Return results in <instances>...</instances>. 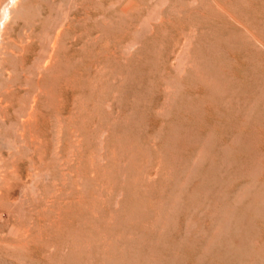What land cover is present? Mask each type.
<instances>
[{"label": "rangeland", "instance_id": "rangeland-1", "mask_svg": "<svg viewBox=\"0 0 264 264\" xmlns=\"http://www.w3.org/2000/svg\"><path fill=\"white\" fill-rule=\"evenodd\" d=\"M17 1L0 264H264V0Z\"/></svg>", "mask_w": 264, "mask_h": 264}, {"label": "bare ground", "instance_id": "bare-ground-1", "mask_svg": "<svg viewBox=\"0 0 264 264\" xmlns=\"http://www.w3.org/2000/svg\"><path fill=\"white\" fill-rule=\"evenodd\" d=\"M16 1L17 0H7L6 1V3L2 6V9H1V12H0V19H4L8 14H7V10H8V6L9 5H11V4H13V3H16ZM1 2V1H0ZM17 2H19V1H17ZM16 5V4H15ZM20 5H21V1H20ZM12 8H14V7H12ZM11 8V9H12ZM14 9H16V7L14 8ZM10 10V9H9ZM11 11H13V10H11ZM122 11V10H121ZM13 14V13H12ZM11 18V17H10ZM10 18H9V21H10ZM8 19V18H7ZM3 24H5V22L3 23ZM8 25V24H7ZM6 25V26H7ZM5 26V25H4ZM2 27V28H5V27ZM7 28H8V26H7ZM3 30V29H2ZM5 30V29H4ZM3 30V31H4ZM7 30V29H6ZM10 31V30H9ZM7 33H8V31H6ZM3 33V32H2ZM58 33V32H57ZM4 34H5V32H4ZM60 34V33H59ZM9 35V34H8ZM2 36V35H1ZM8 37H10V36H8ZM4 39V38H3ZM3 39H1V42H0V44L1 43H3L2 41H3ZM11 40V39H10ZM6 41H8V40H6ZM54 41H55V39H54ZM10 42V41H9ZM8 42V43H9ZM56 42H58V41H56ZM5 44H7V43H5ZM53 44H54V42H53ZM53 44H52V46H53ZM16 45V44H15ZM3 45L1 44V46H0V48L2 47ZM4 46H6V45H4ZM23 46V45H22ZM55 46V45H54ZM57 46V45H56ZM56 46H55V48H56ZM9 47V46H8ZM17 47V46H16ZM19 47V46H18ZM20 47H21V44H20ZM3 48V47H2ZM52 48V47H51ZM7 49V48H6ZM2 50V49H1ZM3 50H5V49H3ZM6 51V50H5ZM7 51H8V49H7ZM15 51V50H14ZM4 51H0V56H1V53L2 54H5V52L3 53ZM54 54V53H53ZM53 54H52V56H53ZM21 54H19V56H20ZM9 56H10V54H9ZM2 57L4 58V56L2 55ZM1 57V59L3 60V58ZM5 57H8V56H5ZM18 57V56H17ZM52 59V58H51ZM1 60V61H2ZM1 61H0V63H1ZM4 62V61H3ZM7 63V62H6ZM48 63V62H47ZM46 64V63H45ZM0 66H1V64H0ZM2 68V67H1ZM4 68V67H3ZM8 92V91H7ZM8 94V93H7ZM3 96V95H2ZM5 96V95H4ZM4 96H3V98H4ZM5 99H6V97H5ZM3 101V100H2ZM5 104H7V103H5ZM33 107V106H32ZM5 108V107H4ZM7 109V108H6ZM30 115V114H29ZM28 117H30V116H28ZM23 119V118H22ZM31 119V118H30ZM3 121V120H2ZM23 121V120H22ZM21 124H23V123H21ZM27 125V124H26ZM27 131V130H26ZM25 132V131H24ZM22 135V134H21ZM25 135V134H24ZM24 138V137H23ZM27 141V140H26ZM21 246V245H20ZM11 247H12V245H11ZM19 250V249H18ZM23 253V252H22Z\"/></svg>", "mask_w": 264, "mask_h": 264}]
</instances>
